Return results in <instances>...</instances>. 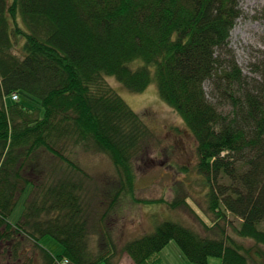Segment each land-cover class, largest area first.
Segmentation results:
<instances>
[{
	"label": "trees",
	"instance_id": "trees-1",
	"mask_svg": "<svg viewBox=\"0 0 264 264\" xmlns=\"http://www.w3.org/2000/svg\"><path fill=\"white\" fill-rule=\"evenodd\" d=\"M242 13L240 0H0V246L20 260L30 243V264H120L123 254L160 264L156 254L175 240L190 264H264L240 240L264 245V81H249L227 49ZM111 77L136 93L156 83L194 135L212 221L204 233L164 220L120 241L101 227L121 195L133 192V158L151 131ZM21 91L42 109L12 99ZM80 147L107 153L120 174L94 223L86 171L72 156ZM44 151L61 161L49 179ZM47 235L62 253L40 243Z\"/></svg>",
	"mask_w": 264,
	"mask_h": 264
},
{
	"label": "rangeland",
	"instance_id": "rangeland-1",
	"mask_svg": "<svg viewBox=\"0 0 264 264\" xmlns=\"http://www.w3.org/2000/svg\"><path fill=\"white\" fill-rule=\"evenodd\" d=\"M240 8L242 16L232 29L227 46L229 56L237 62L249 81H264V0H240ZM109 83L135 111L145 116L151 131L133 158V192L121 195L114 206L116 211L101 221V227L109 226L120 241L151 233L164 220L186 224L204 233V224L212 223L207 212L208 186L197 168V141L184 119L161 98L154 82L139 93L128 90L115 77L109 78ZM205 88L212 98V94H215L213 81L208 80ZM19 102L30 108L42 109L40 99L28 92L19 93ZM223 105L220 107L223 112L231 111V106ZM40 114H43L42 110ZM72 156L86 171L84 178L88 186L87 195L92 199V223L100 221L101 215L112 202L113 194L118 190L120 174L111 157L103 151L80 147ZM40 159H46L48 172L44 179L57 176L61 161L46 151L42 152ZM30 189L22 195L10 216L14 224L24 212ZM173 201H179L180 204L173 207L170 204ZM229 219L235 225L240 223V219L232 214ZM259 227L264 229V221ZM228 230L234 234L233 227L230 226ZM240 240L246 247H252L256 258L264 259V255L260 254L264 253V245H257L250 238ZM40 243L54 254L64 250L63 245L50 235L42 237ZM26 245L29 251L17 260L12 255L11 247L6 248L2 244L0 264H30L34 253L31 244ZM156 256L161 258L160 264H190L175 240L170 241ZM219 260L215 257L210 259L212 263ZM120 263L135 264L128 254L122 255Z\"/></svg>",
	"mask_w": 264,
	"mask_h": 264
},
{
	"label": "built area",
	"instance_id": "built-area-1",
	"mask_svg": "<svg viewBox=\"0 0 264 264\" xmlns=\"http://www.w3.org/2000/svg\"><path fill=\"white\" fill-rule=\"evenodd\" d=\"M13 98L14 99H17L18 98V95L17 94H13Z\"/></svg>",
	"mask_w": 264,
	"mask_h": 264
},
{
	"label": "crops",
	"instance_id": "crops-1",
	"mask_svg": "<svg viewBox=\"0 0 264 264\" xmlns=\"http://www.w3.org/2000/svg\"><path fill=\"white\" fill-rule=\"evenodd\" d=\"M28 250H29V249H28ZM23 253L25 254V253H27V251L24 250ZM120 264H121V263H120Z\"/></svg>",
	"mask_w": 264,
	"mask_h": 264
}]
</instances>
